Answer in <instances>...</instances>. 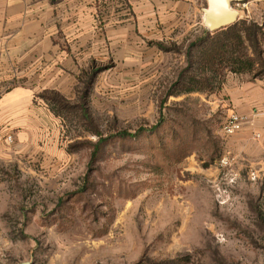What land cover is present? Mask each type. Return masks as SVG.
I'll return each mask as SVG.
<instances>
[{
    "label": "rangeland",
    "instance_id": "374dc122",
    "mask_svg": "<svg viewBox=\"0 0 264 264\" xmlns=\"http://www.w3.org/2000/svg\"><path fill=\"white\" fill-rule=\"evenodd\" d=\"M88 1L96 32L74 86L59 93L68 106L54 118L40 112L22 141L15 131L0 134L2 264H264V165L233 150L238 133L223 132L228 78L254 73L226 70L214 93L169 94L187 47L205 31L206 0H198L199 35L169 40L164 49L142 36L145 5L153 13L160 7L154 0ZM232 8L238 22L264 29V0ZM122 26L134 32L136 67L117 57L113 39L129 41L126 32L116 34ZM261 49L264 58V40ZM40 90L48 98L58 93ZM142 129L149 132L119 137ZM100 138L108 142L93 160Z\"/></svg>",
    "mask_w": 264,
    "mask_h": 264
},
{
    "label": "crops",
    "instance_id": "0c3cea01",
    "mask_svg": "<svg viewBox=\"0 0 264 264\" xmlns=\"http://www.w3.org/2000/svg\"><path fill=\"white\" fill-rule=\"evenodd\" d=\"M154 1L160 5L154 13L152 4L145 3L143 18L149 17V21L143 29L147 34L142 35L144 39L158 45L199 35L198 0ZM89 4L88 0H0V134L15 131L22 141V132H33L40 124V112L54 118L46 104L37 102L38 95L42 89L67 96L66 87L74 86L76 75L87 61L88 37L96 32L88 25L89 10L92 15ZM118 30L116 34L126 32L129 41L126 44L127 39L122 37L113 39L117 57L122 55L128 68L136 67L138 51L131 48L130 41L134 32L124 26ZM63 41L68 47L61 49ZM223 94L227 99L222 107L229 115L237 113L248 121L232 138L233 150L263 166L264 80L229 77ZM253 134H260V138L252 140Z\"/></svg>",
    "mask_w": 264,
    "mask_h": 264
},
{
    "label": "trees",
    "instance_id": "16d2710c",
    "mask_svg": "<svg viewBox=\"0 0 264 264\" xmlns=\"http://www.w3.org/2000/svg\"><path fill=\"white\" fill-rule=\"evenodd\" d=\"M264 40V29L254 23L240 21L234 25L215 33L205 30L202 36L189 44L186 49V67L179 74L176 83L171 87L170 95H187L191 93H214L219 89L215 88L217 77H220L228 70L232 74L254 73V78L264 80V58L261 49V41ZM164 49L162 44H158ZM249 51L252 55H249ZM92 77L85 84V92L91 88ZM89 91V90H88ZM52 93L48 98L38 96L49 104V109L56 116L68 106V102L59 93ZM84 97L82 99V102ZM53 102V103H52ZM84 118L91 124L84 106L82 107ZM159 127L149 129L152 132L158 131ZM142 129L135 135L127 132L119 134L120 138H139L148 133ZM96 135L101 137L98 131ZM111 139V137H110ZM108 142L100 138L94 146L92 159L98 157L103 145Z\"/></svg>",
    "mask_w": 264,
    "mask_h": 264
},
{
    "label": "water",
    "instance_id": "95a60500",
    "mask_svg": "<svg viewBox=\"0 0 264 264\" xmlns=\"http://www.w3.org/2000/svg\"><path fill=\"white\" fill-rule=\"evenodd\" d=\"M243 1L245 0H206V7L202 10L205 29L215 33L237 23L240 14L232 8V4Z\"/></svg>",
    "mask_w": 264,
    "mask_h": 264
},
{
    "label": "built area",
    "instance_id": "2783aa9c",
    "mask_svg": "<svg viewBox=\"0 0 264 264\" xmlns=\"http://www.w3.org/2000/svg\"><path fill=\"white\" fill-rule=\"evenodd\" d=\"M246 122H247L246 117L241 116L237 113H232L225 120V123L223 126L224 135L227 137L234 136L235 134L239 133L243 129ZM255 138L259 139L260 134H255ZM8 140L10 141L11 138L9 137ZM228 162H229L228 156H224L221 160V163L223 165L228 164ZM0 264H2L1 258H0Z\"/></svg>",
    "mask_w": 264,
    "mask_h": 264
}]
</instances>
